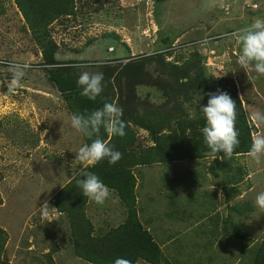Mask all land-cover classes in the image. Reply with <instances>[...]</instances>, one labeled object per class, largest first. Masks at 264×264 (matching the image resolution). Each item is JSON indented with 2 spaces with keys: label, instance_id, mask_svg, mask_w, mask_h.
Segmentation results:
<instances>
[{
  "label": "rangeland",
  "instance_id": "rangeland-1",
  "mask_svg": "<svg viewBox=\"0 0 264 264\" xmlns=\"http://www.w3.org/2000/svg\"><path fill=\"white\" fill-rule=\"evenodd\" d=\"M73 1L40 45L15 0H0L1 264H96L85 249L115 230L121 238L124 227L146 232L170 264H251L264 241V209L255 203L264 156L158 162L151 150L159 143L181 152L204 140L201 106L230 81L251 139L264 136V122L253 119L264 115V75L237 62L242 45L232 35L264 20V0ZM16 63L30 67L14 83ZM84 71L103 74L95 100L81 94ZM54 72L69 81L65 93ZM68 98L87 113L107 102L123 110L127 152L146 162L131 168L132 197L110 188L103 204L83 196L75 173L92 166L73 160L88 139L71 126ZM44 201L50 223L41 219Z\"/></svg>",
  "mask_w": 264,
  "mask_h": 264
},
{
  "label": "clouds",
  "instance_id": "clouds-1",
  "mask_svg": "<svg viewBox=\"0 0 264 264\" xmlns=\"http://www.w3.org/2000/svg\"><path fill=\"white\" fill-rule=\"evenodd\" d=\"M232 35L242 45L237 62L245 69L254 66V70L258 74L264 75V20L256 19L249 26ZM9 67L13 73V82L16 83L30 65L16 63ZM102 80V73L82 72L77 81L82 88L81 94L90 100H95L103 91ZM208 96L207 105L201 106L200 109L206 121L202 127L204 142L213 156L220 152L231 156L240 142L236 128L237 104L227 92L219 89L216 92L208 93ZM122 114L123 110L111 102H107L101 108L89 113L72 114L71 126L91 141L90 144H85L75 152L73 162L78 165L95 166L107 159L110 164L117 163L122 154L106 143L101 138L100 133L103 129L108 137H123L126 134V123L121 119ZM253 119L264 122V115L256 113ZM249 156L257 162L261 156H264V136L253 137ZM75 174L81 177L78 186L81 188L84 197L97 204H103L109 198V188L96 173L88 171L86 168H79ZM255 203L259 208L264 209V192L257 195ZM49 207L47 201H44L40 207L42 210L41 219L47 220L48 223L52 222L48 211ZM115 264H131V262L117 258Z\"/></svg>",
  "mask_w": 264,
  "mask_h": 264
},
{
  "label": "trees",
  "instance_id": "trees-1",
  "mask_svg": "<svg viewBox=\"0 0 264 264\" xmlns=\"http://www.w3.org/2000/svg\"><path fill=\"white\" fill-rule=\"evenodd\" d=\"M15 3L21 11L25 22L29 29L35 33L38 43L41 45V38L46 37L44 29L54 20L63 15H70L74 9L73 0H15ZM52 42L49 40V47H45L43 52L44 60L49 61L53 55ZM53 64L54 62H48ZM52 81L57 84L58 89L61 92L66 91L63 85L69 83L66 79L62 78L63 75L60 72H54L52 74ZM64 79L65 81H62ZM230 81V80H229ZM227 93L236 102V128L239 133V145L235 148L232 155L240 153H249V149L252 144L250 136V129L247 126L245 119V112L238 99L236 89L232 81L229 83V90ZM68 107L72 114L74 113H87L82 104H74L71 98L67 99ZM82 103V102H81ZM79 106V107H78ZM122 119V118H121ZM126 123V121H124ZM126 134L121 136L108 137L107 134L101 129V138L105 140L114 150L119 151L122 154L121 159L115 163L110 164L107 159L97 163L95 166L88 168V171L96 173L104 184L110 188L118 191L119 195L125 200L132 197L134 192V176L131 172V168L146 163L141 156H137L134 153L127 152V147L131 146L132 137L128 125L126 123ZM256 132V131H255ZM88 139V144L91 143ZM152 153L158 162H165L168 160H179L184 158H201V157H225L227 156L223 152L216 153L213 156L210 153V149L205 144L204 140L201 142L190 141L185 145L183 151L165 148L159 145V143L152 148ZM150 154H146L148 157ZM123 228L121 238H117V230L111 233V236H105L100 240L99 245L93 248L87 247L85 258L96 264H115L117 258L126 259L134 264L137 259H143L153 264H170L167 259L162 256L157 246L153 243L150 236L143 232L139 227L137 229ZM91 239V238H90ZM91 241H93L91 239ZM80 252L83 249H79ZM92 253V254H91ZM0 256V264H1ZM251 264H264V241L251 258Z\"/></svg>",
  "mask_w": 264,
  "mask_h": 264
}]
</instances>
